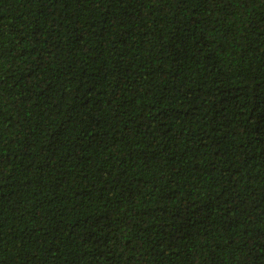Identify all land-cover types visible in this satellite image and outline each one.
<instances>
[{
  "label": "trees",
  "instance_id": "obj_1",
  "mask_svg": "<svg viewBox=\"0 0 264 264\" xmlns=\"http://www.w3.org/2000/svg\"><path fill=\"white\" fill-rule=\"evenodd\" d=\"M0 264H264V0H0Z\"/></svg>",
  "mask_w": 264,
  "mask_h": 264
}]
</instances>
